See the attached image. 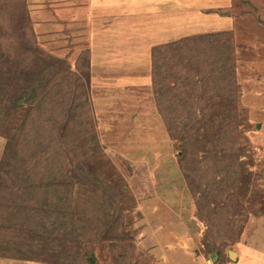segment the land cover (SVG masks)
Returning a JSON list of instances; mask_svg holds the SVG:
<instances>
[{
	"label": "rangeland",
	"instance_id": "obj_1",
	"mask_svg": "<svg viewBox=\"0 0 264 264\" xmlns=\"http://www.w3.org/2000/svg\"><path fill=\"white\" fill-rule=\"evenodd\" d=\"M90 1L0 3V202L35 162L85 186L65 193L85 231L58 243L61 261L0 264H264V0L229 13L232 92L131 26L88 24Z\"/></svg>",
	"mask_w": 264,
	"mask_h": 264
},
{
	"label": "trees",
	"instance_id": "obj_2",
	"mask_svg": "<svg viewBox=\"0 0 264 264\" xmlns=\"http://www.w3.org/2000/svg\"><path fill=\"white\" fill-rule=\"evenodd\" d=\"M166 48L176 50L174 52L179 54L177 62L185 67L184 71L194 73L195 81L211 79L216 83L215 89L233 91L234 83L230 78L232 74L234 77L237 59L231 32L209 33L157 46L153 55ZM168 64L174 62L169 60ZM187 75L181 82L191 79L190 74ZM171 78H176V74L165 72L162 76L163 80ZM219 82L223 85L217 84ZM16 105L18 107V103ZM53 168L45 161L35 162L32 166L25 164L15 181L18 193L0 202V258L46 262L49 256H55L56 261H61L64 253L59 252L58 243L62 239L71 240L72 236H77L74 241H82L85 229L73 225L74 215L68 211L67 195L76 186L78 190L85 189V186L66 177L62 179L56 172H49L48 176L47 171ZM44 171L47 177H44ZM6 174L7 171L0 170V185L5 184L3 178ZM232 179L235 180L236 175ZM17 194L21 199L16 198ZM77 217L81 219L80 214ZM94 260V254L89 252L87 263L93 264Z\"/></svg>",
	"mask_w": 264,
	"mask_h": 264
},
{
	"label": "crops",
	"instance_id": "obj_3",
	"mask_svg": "<svg viewBox=\"0 0 264 264\" xmlns=\"http://www.w3.org/2000/svg\"><path fill=\"white\" fill-rule=\"evenodd\" d=\"M234 0H91L88 24L114 19L119 31L130 28L133 36L147 48H155L182 39L220 32H231L237 25L231 9ZM91 3V4H90ZM123 10V16H95V10ZM88 12V11H87ZM107 16V17H105ZM88 17V16H87ZM73 22L71 25H76ZM114 26L110 28L113 31ZM95 31L99 32L94 28ZM109 29H105V32ZM240 30V29H239ZM141 35V37H140Z\"/></svg>",
	"mask_w": 264,
	"mask_h": 264
},
{
	"label": "water",
	"instance_id": "obj_4",
	"mask_svg": "<svg viewBox=\"0 0 264 264\" xmlns=\"http://www.w3.org/2000/svg\"><path fill=\"white\" fill-rule=\"evenodd\" d=\"M236 256H237V253L231 252V257H232V259H235Z\"/></svg>",
	"mask_w": 264,
	"mask_h": 264
}]
</instances>
